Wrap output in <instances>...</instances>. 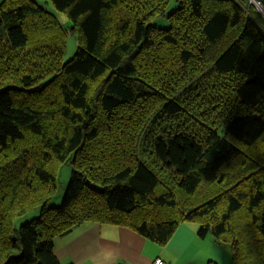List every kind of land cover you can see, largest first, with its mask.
Masks as SVG:
<instances>
[{"label":"trees","instance_id":"obj_1","mask_svg":"<svg viewBox=\"0 0 264 264\" xmlns=\"http://www.w3.org/2000/svg\"><path fill=\"white\" fill-rule=\"evenodd\" d=\"M47 1L78 41L66 61L56 35L27 47L57 31L54 15L33 0L0 2V264H70L54 239L86 222L160 246L192 222L237 264H264L258 9L248 0H175L169 13L170 0Z\"/></svg>","mask_w":264,"mask_h":264},{"label":"crops","instance_id":"obj_2","mask_svg":"<svg viewBox=\"0 0 264 264\" xmlns=\"http://www.w3.org/2000/svg\"><path fill=\"white\" fill-rule=\"evenodd\" d=\"M196 229L193 223H181L160 246L124 226L86 222L54 239V253L60 262L70 264H151L157 257L169 264H202L196 260L205 238H199Z\"/></svg>","mask_w":264,"mask_h":264},{"label":"rangeland","instance_id":"obj_3","mask_svg":"<svg viewBox=\"0 0 264 264\" xmlns=\"http://www.w3.org/2000/svg\"><path fill=\"white\" fill-rule=\"evenodd\" d=\"M2 0H0L1 2ZM36 2L39 6L43 7L46 9L49 13L54 15V17L57 19L59 22V26L56 32H44L42 34H37L35 38L37 41L35 43L30 42L28 43L27 47L30 48L32 44H37L40 42L45 36L47 40H50V36H55V40L59 41L62 43L64 46L63 50V61L68 60L71 58L76 51L78 47V41L75 35H72L69 32V28L71 27V21L68 19L66 14L61 11H57L52 4L47 1V0H33ZM249 1V0H248ZM177 7V3L175 0H170L166 7V12L169 13L173 11ZM255 7V6H254ZM154 22L156 25L161 26V27H167L169 25L168 20L166 18L160 17L157 19H154ZM62 27V32L61 34H58L59 27ZM49 37V38H48ZM40 40V41H39ZM72 168L71 165L64 164L58 175V193L56 198L50 203L51 206H59L61 204L65 189L67 187V184L69 182L70 176H71ZM39 216V209H34L32 212L28 213L25 216L19 217L15 221V225L19 226L25 222H28L34 218H37ZM192 223V222H190ZM194 224V223H193ZM57 241V237L55 238ZM201 256L199 259L196 260V262H202V264H206L207 260L212 259L215 260L218 264H237L233 259H232V254L228 246L226 245H220L217 244L213 238L210 235H207L205 237V240L203 241V246L200 248ZM209 254V255H207ZM199 264V263H198Z\"/></svg>","mask_w":264,"mask_h":264},{"label":"built area","instance_id":"obj_4","mask_svg":"<svg viewBox=\"0 0 264 264\" xmlns=\"http://www.w3.org/2000/svg\"><path fill=\"white\" fill-rule=\"evenodd\" d=\"M259 11V13L262 15V17L264 18V0H249ZM112 264H132L129 262H115ZM151 264H169L166 261H164L162 258L157 257L155 258ZM189 264H193V263H189Z\"/></svg>","mask_w":264,"mask_h":264}]
</instances>
